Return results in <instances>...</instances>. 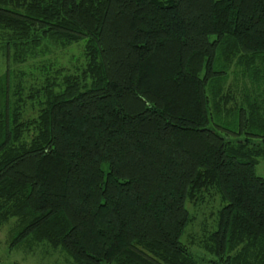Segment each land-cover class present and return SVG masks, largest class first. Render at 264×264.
I'll list each match as a JSON object with an SVG mask.
<instances>
[{"label": "trees", "instance_id": "1", "mask_svg": "<svg viewBox=\"0 0 264 264\" xmlns=\"http://www.w3.org/2000/svg\"><path fill=\"white\" fill-rule=\"evenodd\" d=\"M52 41L83 44L84 62L18 95L11 60ZM0 43L13 245L45 240L76 264H264V0H0ZM214 187L196 248L190 206Z\"/></svg>", "mask_w": 264, "mask_h": 264}, {"label": "rangeland", "instance_id": "2", "mask_svg": "<svg viewBox=\"0 0 264 264\" xmlns=\"http://www.w3.org/2000/svg\"><path fill=\"white\" fill-rule=\"evenodd\" d=\"M83 49L84 45L80 43L64 45L62 42H45L36 49L35 53L31 50V53L27 55L26 62L11 60L10 65L14 69L13 91L18 90V95L27 97L32 85L40 81L37 79L38 76L45 79V75L49 72L57 74V71H61L59 74L61 76L67 72L76 71V68L84 62ZM44 65L48 71L43 69ZM8 66L4 51L0 50V76L4 75ZM56 68L60 70H56ZM230 81L233 83L239 81L238 94L244 92L246 87L250 88L253 93V83L249 75L245 79L234 78L232 72ZM243 85H246L245 89L241 88ZM261 85L263 86L264 83ZM38 108V103L33 104L31 100L27 99L24 113L26 116H32L37 113ZM256 172L264 175V158H261L256 165ZM210 192L211 195L207 196V201L202 205L198 204L192 207L189 205L195 218L184 233L183 240L191 242L196 248L202 249L201 243H204L207 233L210 232L215 210L220 204V195L215 187L205 194ZM17 224L18 218L15 216L0 224V264H76L65 250L60 247L56 248L45 240L29 239L13 245L12 239Z\"/></svg>", "mask_w": 264, "mask_h": 264}]
</instances>
